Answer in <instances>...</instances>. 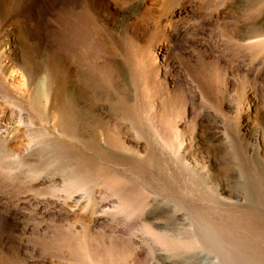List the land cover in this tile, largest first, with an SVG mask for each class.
I'll use <instances>...</instances> for the list:
<instances>
[{
	"label": "rangeland",
	"instance_id": "rangeland-1",
	"mask_svg": "<svg viewBox=\"0 0 264 264\" xmlns=\"http://www.w3.org/2000/svg\"><path fill=\"white\" fill-rule=\"evenodd\" d=\"M38 12L0 40V264H145L126 243L139 223L119 235L82 211L99 202L108 216L121 194L179 218L152 241L168 255L264 264V0H55Z\"/></svg>",
	"mask_w": 264,
	"mask_h": 264
},
{
	"label": "bare ground",
	"instance_id": "bare-ground-1",
	"mask_svg": "<svg viewBox=\"0 0 264 264\" xmlns=\"http://www.w3.org/2000/svg\"><path fill=\"white\" fill-rule=\"evenodd\" d=\"M51 3V2H55V0H0V40L2 39H7V37L10 36H15L20 35L23 31L26 32L27 27H28V19H33L35 17V15L38 12V8L42 7V5L46 4V3ZM190 5L193 6V0H190ZM41 10V9H40ZM39 10V11H40ZM194 11V10H193ZM39 13V12H38ZM257 24V22H256ZM11 27V28H9ZM235 28V27H234ZM257 28V27H256ZM13 29H16V31H12ZM179 32V31H178ZM184 33L179 32V33H174L171 35L172 38H182L184 35ZM184 38V37H183ZM24 39V38H23ZM22 39V40H23ZM187 42V41H186ZM182 49V48H181ZM241 54V56L246 57L248 55V52L246 49H242L237 51V54ZM101 75V74H100ZM122 75V74H121ZM114 80V79H113ZM93 81V80H92ZM94 82V81H93ZM95 85V83H94ZM120 87V86H119ZM118 87V88H119ZM127 88V87H126ZM131 88V87H130ZM136 88V87H135ZM0 89H4V85L3 83L0 81ZM118 93V92H117ZM121 94V93H120ZM123 95V94H122ZM121 97V96H120ZM124 97V96H123ZM114 99V98H113ZM29 100V98H28ZM112 101V100H111ZM123 101V99H122ZM33 103V102H31ZM115 103V102H114ZM128 103V102H127ZM35 104V103H34ZM19 105V104H18ZM32 105V104H31ZM124 105V104H123ZM129 105V104H128ZM134 105V104H133ZM30 106V105H29ZM122 106V105H121ZM31 107V106H30ZM34 107V105H33ZM125 107V106H124ZM42 108V107H41ZM33 109V108H32ZM39 109V108H38ZM40 110V109H39ZM38 112V111H37ZM116 112V111H115ZM39 114V113H38ZM85 114V113H84ZM110 115V114H109ZM89 116V115H88ZM120 116V115H119ZM95 117V116H94ZM109 117V116H108ZM89 119V118H88ZM70 121V120H68ZM8 122V121H7ZM73 122V121H72ZM9 123H5L4 124V128H8ZM56 124V123H55ZM80 124V123H79ZM60 125V124H59ZM58 125V126H59ZM76 126V125H75ZM87 127V126H86ZM105 130V129H103ZM58 131L59 133L65 137L68 138H73V134L72 131L68 127H58ZM92 132V130H91ZM2 133H4L3 131H0V139H3V137H1ZM96 133L99 135L100 134V130L96 129ZM103 135V134H102ZM79 136V135H78ZM100 137V136H98ZM77 139V138H76ZM100 139V138H99ZM103 139V138H102ZM16 141V140H15ZM85 141V140H84ZM78 142V141H77ZM100 142V141H99ZM97 143V142H96ZM101 143V142H100ZM34 146V145H33ZM82 147V145H81ZM32 148V146L30 145V143L27 145L26 144H22L19 143L17 146V150L19 152H22V155L25 156L26 154H28L27 152H29V150ZM10 155L12 154L13 156L17 157V154H13L11 148L8 149ZM7 151V150H6ZM5 151V152H6ZM244 151V150H243ZM8 158V157H7ZM200 171V170H199ZM196 172V171H195ZM114 173V172H113ZM108 175V174H107ZM105 175V176H107ZM104 176V175H101ZM3 178V177H2ZM111 179V178H110ZM110 181V180H109ZM5 182V181H4ZM113 182V181H112ZM112 182H108L109 184H112V187L114 188H118L120 186H122V184H118V185H113ZM107 183V184H108ZM238 183V182H237ZM2 184V182L0 181V185ZM240 185V184H239ZM246 185V184H245ZM5 186V185H4ZM118 186V187H117ZM6 187V186H5ZM1 188V187H0ZM122 188V187H120ZM2 189V188H1ZM0 189V190H1ZM87 189L90 190L91 193H99L98 189H92L91 187H86L84 189V192L87 191ZM221 189V188H219ZM216 190V189H215ZM223 191V189H221ZM2 191V190H1ZM0 191V192H1ZM129 192V191H127ZM239 192V191H238ZM130 193V192H129ZM133 193V192H132ZM231 193V192H230ZM240 194V193H239ZM217 195V194H216ZM230 195V194H229ZM238 195V194H236ZM219 196V194H218ZM235 196H229L228 200L226 199L227 203H234L231 198H234ZM219 200L218 202H220V204L222 202H224L221 197H218ZM239 198V197H238ZM121 201L118 203V206H116V212L113 213H109L108 216L105 215L107 214V212H105L104 210L100 212L103 213L104 216H102L101 214H98L97 211L99 210V207L101 206V203L99 202H91L92 207L91 208H83L82 211L83 213L86 214V219H87V223L91 224V225H98L101 226L102 228L107 229L108 231L112 232V233H116V234H122L125 231L126 226L133 224V223H139L142 226L141 229V235H138L137 232H133L130 236H128L126 238V243L131 246L132 252L135 255V257H138L141 255L145 256V261L143 263L145 264H209V256H201L200 253H195L193 255H191V257H189V261H185L182 258L180 259L179 257L176 258L172 255H168L166 253V248H164L165 251H163V248H156L152 241L154 239V241L158 240L159 242L165 243V237L167 235V227L168 225L170 226L171 223L173 224V222L177 219H179L178 217H174L173 216H168L167 212L168 209L167 207H165L163 205V203H157V202H149L148 199H146L145 201H143L139 206H137V202L138 199L137 197H135V195L133 196L132 194H121L120 196ZM260 199V198H259ZM235 200V199H234ZM225 201V202H226ZM238 201V200H237ZM243 201V200H242ZM239 203V202H238ZM237 203V205H238ZM219 204V207H220ZM226 206V205H225ZM228 206V204H227ZM230 206V204H229ZM228 206V207H229ZM234 206V205H233ZM232 206V207H233ZM222 207V206H221ZM240 207V206H239ZM248 207V206H247ZM0 209L4 214H11V211L8 210L7 204L5 202V197L3 195L0 194ZM218 209V208H217ZM225 209V208H224ZM238 209V208H237ZM216 210V209H215ZM231 210V208H230ZM118 211V212H117ZM222 211V210H221ZM224 211V210H223ZM222 211V212H223ZM216 212V211H215ZM169 213V212H168ZM221 213V212H220ZM245 213V212H244ZM263 213V212H262ZM14 214V213H13ZM74 214V212H73ZM221 215V214H220ZM223 215V214H222ZM2 216V215H1ZM79 216V215H78ZM259 216V215H258ZM218 217V215H217ZM225 218V217H224ZM6 219V217H5ZM218 219V218H217ZM223 219V218H222ZM250 219V218H249ZM7 220V219H6ZM221 221V220H219ZM226 221V220H225ZM224 221V224L227 223ZM263 221V220H262ZM231 222V221H229ZM241 222V221H240ZM257 223V222H256ZM260 223V222H259ZM258 223V224H259ZM221 224L222 221H221ZM233 224V223H232ZM229 225V224H228ZM262 225L264 226V224L262 223ZM227 226V225H226ZM220 229V226H218ZM231 227V226H230ZM224 228V227H223ZM221 227V232L222 229ZM263 228V227H262ZM257 229V228H255ZM254 229V230H255ZM264 229V228H263ZM251 230V229H249ZM219 231V230H218ZM258 231V230H257ZM263 231V230H262ZM261 231V232H262ZM226 232V231H225ZM230 232V231H229ZM253 232V231H252ZM255 232V231H254ZM264 232V231H263ZM219 233V232H218ZM220 234V233H219ZM218 234V235H219ZM225 234V233H224ZM261 235V233H260ZM215 236V235H214ZM217 237V236H216ZM214 237V239L216 238ZM221 237V236H219ZM218 237V238H219ZM223 238V236H222ZM258 238V237H257ZM261 237H259L260 240ZM263 238V237H262ZM137 239H140L142 241H145V243H141L139 242ZM156 239V240H155ZM217 239V238H216ZM220 239V238H219ZM218 239V241H219ZM256 239V238H254ZM264 239V238H263ZM262 239V240H263ZM167 240V239H166ZM218 241L216 243H218ZM224 241V240H223ZM256 241V240H255ZM158 242V243H159ZM260 242V241H259ZM258 242V243H259ZM156 243V242H154ZM156 243V244H158ZM220 243V241H219ZM218 243V244H219ZM222 243V242H221ZM234 243V242H233ZM254 243V242H253ZM256 243V242H255ZM264 243V242H263ZM260 244V243H259ZM222 245V244H221ZM254 245V244H253ZM157 246V245H156ZM217 246V245H216ZM256 246V245H255ZM254 246V248H255ZM261 246V245H260ZM263 246V245H262ZM162 247V246H161ZM168 247V246H167ZM220 247V245H219ZM225 247V246H224ZM248 247V246H247ZM253 248V246H251ZM258 247V245H257ZM222 249V248H221ZM247 249V248H246ZM260 249V248H259ZM256 249V250H259ZM263 249V248H262ZM254 250V249H253ZM264 250V249H263ZM168 251V250H167ZM220 251V250H219ZM223 251V250H222ZM194 252V251H193ZM199 252V251H198ZM201 252V251H200ZM244 252V251H243ZM205 253V252H204ZM174 254V253H173ZM216 257L215 259L217 260L216 262L219 263L221 262V256L219 255V253H215ZM175 255V254H174ZM203 255V254H202ZM140 256V257H141ZM183 256V255H181ZM211 257V256H210ZM144 258V257H143ZM94 259V258H93ZM137 260V259H136ZM155 260L157 262H155ZM140 261V260H138ZM159 261V262H158ZM225 261V260H224ZM223 261V263H225ZM227 261V260H226ZM212 262V261H211ZM228 262V261H227ZM134 263H138L137 261H134ZM133 263V264H134ZM72 264H98L95 261L89 260V262H80L79 263H72ZM109 264V263H108ZM111 264V263H110ZM140 264V263H139Z\"/></svg>",
	"mask_w": 264,
	"mask_h": 264
}]
</instances>
